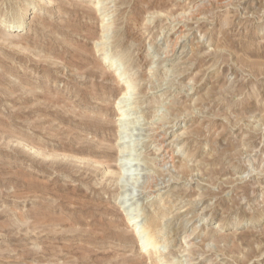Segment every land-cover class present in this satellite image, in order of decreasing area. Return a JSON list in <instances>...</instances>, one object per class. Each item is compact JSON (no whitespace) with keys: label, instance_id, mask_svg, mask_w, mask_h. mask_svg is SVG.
Masks as SVG:
<instances>
[{"label":"rangeland","instance_id":"1","mask_svg":"<svg viewBox=\"0 0 264 264\" xmlns=\"http://www.w3.org/2000/svg\"><path fill=\"white\" fill-rule=\"evenodd\" d=\"M100 1L0 0V264H264V0Z\"/></svg>","mask_w":264,"mask_h":264},{"label":"bare ground","instance_id":"2","mask_svg":"<svg viewBox=\"0 0 264 264\" xmlns=\"http://www.w3.org/2000/svg\"><path fill=\"white\" fill-rule=\"evenodd\" d=\"M38 2L39 1H42V0H37ZM32 2V1H31ZM101 1L100 0H98V2H97V6H99V7H97L98 9H100V6H101V3H100ZM38 4V3H37ZM33 9V6L32 7H28V8H25L23 11L26 13L25 15H23V16H20L18 19H15V20H12L11 22H9V23H5V27L7 28V29H14V28H17V29H19V28H21V25L19 24L20 23V20L24 17V16H26V15H28V14H30L31 13V10ZM28 12V13H27ZM107 16V15H106ZM106 19V18H105ZM104 19V20H105ZM190 21V20H189ZM180 22V21H179ZM106 28H105V31L103 32V35H104V38H106V39H109L110 38V35L108 36V34H109V32H110V30L112 29V25H107V26H105ZM114 29V28H113ZM99 41H101V40H99ZM98 41V42H99ZM107 43V42H106ZM106 45H105V42H104V44L102 43H100V44H97L96 45V49H99L100 51H102V53H103V55H104V60L107 62V64L110 66L109 68H114L115 69V71H116V69H117V71H118V77H125V78H127V77H129V73H130V71L129 70H124V69H121V67H120V70H119V66H121L122 64V62H124L125 63V61H123L124 59H122V57H123V54H124V52H122V53H120V51L122 50H120L119 51V53L120 54H122L121 56H119L120 54H118V55H116V53L115 54H113V52H111V50H109V49H112V48H107V49H105L106 47H105ZM112 47V46H111ZM114 49H116V48H114ZM125 57V56H124ZM123 63V64H124ZM128 69V68H127ZM114 71V72H115ZM120 71V72H119ZM129 72V73H128ZM133 75V74H132ZM120 79V78H119ZM123 79V78H122ZM127 79H129V81L127 80V82H126V92L123 94V95H127L128 94V96H130L129 95V93H131V92H136V87L134 86V83H133V81L132 80H130L131 78H127ZM114 84H116V83H114ZM117 84H119V83H117ZM125 84V83H124ZM123 85V84H122ZM122 95V96H123ZM130 98V97H129ZM120 102H121V100H118V102L116 103V104H120ZM123 106H121V108H122ZM121 108H119V109H121ZM167 112V111H166ZM121 114H120V120L121 121H123L124 122V119H123V117L124 116H126L127 114L126 113H124V111H121L120 112ZM120 121V122H121ZM122 122V123H123ZM153 124V123H152ZM158 125V124H157ZM123 126V125H122ZM160 127V126H159ZM126 129V128H125ZM121 130V129H120ZM163 139H165V138H161V139H157L156 137H155V139H153L154 141L153 142H159V141H162ZM123 140V139H122ZM102 143V142H101ZM122 144V143H121ZM120 144V145H121ZM123 145V144H122ZM158 145V144H157ZM28 146V145H27ZM121 148V147H120ZM107 149V148H106ZM124 151H126V152H128V151H131L130 149H128V148H121L120 150H119V153H123L124 154ZM37 152V151H36ZM118 154V153H117ZM128 156H130L129 154H126L125 156H123V160L125 159V158H127ZM131 159V158H130ZM169 161V160H168ZM168 161L166 162V161H164V159H161L160 161H159V165L157 164V166H166V165H168ZM126 162V161H125ZM133 162V161H132ZM156 162V161H155ZM128 163H131V162H127V163H125L124 164V167L122 168L123 170H125V167H126V169H127V173H126V175L127 176H132V175H136V174H132V173H134V170L132 171V170H130L131 169V167H137L136 166V164H132V166H130V164H128ZM169 163H172V161H169ZM99 164V163H98ZM102 164V163H101ZM105 165V164H104ZM106 169V170H105ZM104 170V173H105V175H110V174H112L113 173V171H111V169H107V168H105ZM129 169V170H128ZM139 169V168H138ZM136 170H137V168H136ZM136 170H135V173H136ZM161 170V169H160ZM119 171H120V169H119ZM116 172V171H115ZM114 172V173H115ZM131 173V174H130ZM116 176H117V180H119L120 178H122V176H124L122 173H117V174H115ZM130 178V177H129ZM149 179V178H148ZM121 180V179H120ZM119 180V181H120ZM127 180V179H126ZM126 180H125V182H126ZM146 180V179H145ZM151 180V179H150ZM149 180V182H147V183H149V185H151V186H153V183H155V180H154V178H153V180L152 181H150ZM148 181V180H147ZM143 182H144V180H143ZM145 183H146V181H145ZM143 184V183H142ZM149 185H147L146 186V190H147V188H149V187H151V186H149ZM155 185V184H154ZM131 186V185H130ZM121 187V186H120ZM140 187V186H139ZM123 188H124V185H123ZM144 188V187H143ZM143 188H140V189H143ZM130 189V188H129ZM136 190L138 189V188H135ZM134 189V191H133V189L131 188L130 190H131V192L130 193H126V191L127 190H124L123 191V193H121V194H119V196H120V198H122V196L123 197H125V196H130V198H128V200H126V201H131V200H134V193H135V190ZM144 190V189H143ZM142 191V190H141ZM141 194V193H140ZM136 197V196H135ZM147 197V196H146ZM126 198V197H125ZM123 201H125V200H123ZM129 201V202H130ZM136 201V200H135ZM134 201L132 202V204H133V206H135L136 207V205H134ZM123 204H125V205H129L130 206V204H127V203H123ZM131 204V205H132ZM124 205V206H125ZM129 206H127V207H129ZM128 211H131V209L129 208V209H127ZM134 212H135V210H134ZM128 216H130L131 218L127 221L128 223H129V225H131V229H132V233H133V235L135 236V237H137V241H139V242H141V246H142V249H144L145 251H149L150 249H156V247L159 245V244H161L160 243V241H157V236L159 235V234H161L160 232V230H162L161 228H159L160 226H158L157 224H156V222H157V220H154V221H150V223H148V224H141L140 222H138L137 220L139 219V218H141V213L139 212V213H137L136 215H130V214H128ZM262 216V215H261ZM260 216V217H261ZM127 220V219H126ZM149 222V221H148ZM223 224H222V222L220 221V223H219V226H222ZM194 233V232H193ZM162 236V235H161ZM163 240H164V238H162ZM163 242H165V241H163ZM166 243V242H165ZM162 245L164 246L165 244H163L162 243ZM153 253V252H152ZM159 259V258H158ZM173 260V259H172ZM154 263V262H153ZM155 264H170V262H167V261H165L164 259H159L158 261H155Z\"/></svg>","mask_w":264,"mask_h":264}]
</instances>
